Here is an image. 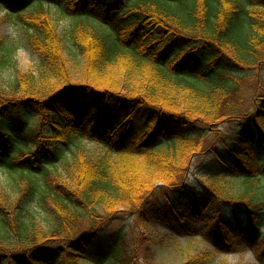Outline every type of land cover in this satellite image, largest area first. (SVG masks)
I'll return each mask as SVG.
<instances>
[{
	"label": "trees",
	"instance_id": "trees-1",
	"mask_svg": "<svg viewBox=\"0 0 264 264\" xmlns=\"http://www.w3.org/2000/svg\"><path fill=\"white\" fill-rule=\"evenodd\" d=\"M47 1L64 32L42 0H0L40 62L0 89V167L17 173L14 194L0 184V264H146L124 214L185 235L201 220L217 249L260 241L264 262V0Z\"/></svg>",
	"mask_w": 264,
	"mask_h": 264
},
{
	"label": "rangeland",
	"instance_id": "rangeland-1",
	"mask_svg": "<svg viewBox=\"0 0 264 264\" xmlns=\"http://www.w3.org/2000/svg\"><path fill=\"white\" fill-rule=\"evenodd\" d=\"M40 5L39 1H33L32 4L21 10V14L23 17L32 15L39 9ZM42 5L41 8L50 13L59 31L64 32L71 22V18L64 11V6L47 0H42ZM26 21L21 20L17 13L6 11L0 7V57L4 59V62L0 64V89L3 92L14 82L17 70H32L36 73V68L40 64L38 56L32 52L27 40L30 29ZM64 57L68 60L73 79L78 82L81 81L84 59L68 40L65 44ZM262 79L264 86V67L262 68ZM263 93L264 90H261L258 94L260 95L258 96L259 112L264 109V107L259 106L261 103L264 105ZM5 94L9 95L6 92ZM113 104L115 103H109V105ZM248 106L251 109L250 103ZM202 126L207 127L206 125ZM85 144L87 150L95 154L100 150L95 142H85ZM58 146L62 148L61 145ZM197 161L198 159L194 161L192 166ZM190 177H193L192 174ZM16 179L17 173H10L0 167V184L12 194L15 192L14 182ZM40 214L43 213L40 212ZM123 216L124 222L127 223V241L130 243L129 245H137L142 263L181 264L198 254H202L206 259L204 264H264L256 256V251L260 249V241L252 247L242 245L239 250L217 249L200 228L203 225L201 220L196 221L195 234L185 235L177 232L174 227L168 224L156 222L151 225H140L136 223L135 217L132 215L124 214Z\"/></svg>",
	"mask_w": 264,
	"mask_h": 264
}]
</instances>
